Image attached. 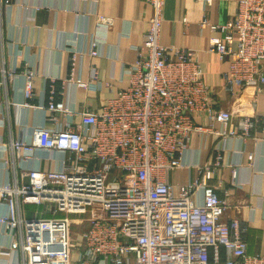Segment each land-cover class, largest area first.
Wrapping results in <instances>:
<instances>
[{
	"label": "built area",
	"instance_id": "2783aa9c",
	"mask_svg": "<svg viewBox=\"0 0 264 264\" xmlns=\"http://www.w3.org/2000/svg\"><path fill=\"white\" fill-rule=\"evenodd\" d=\"M142 1L152 14L127 69L128 86L98 111L81 112L79 123L67 119L73 112L55 99L51 86L46 108L55 125L36 128L30 143L10 142L17 153L34 147L66 153L61 170L30 169L23 184L0 185V198L8 204L0 232L13 237L9 249L20 250L19 264H264V255L247 250L246 222L223 218L228 190L220 195L210 183L222 166L219 147L210 160L194 165L192 181L168 180L170 171L183 166L193 133L248 138L260 118L243 114L229 125L237 109L218 106L200 50L160 42L165 0ZM97 21L112 24L110 16L98 15ZM205 24L214 32L206 50L228 61L220 75L224 90L234 103L257 95L264 84V0H238L224 23L204 16L199 25ZM84 53L99 54L95 40L87 50H70L71 79ZM22 71L24 94L31 98L36 73ZM236 177L233 171V185ZM20 204L44 205L48 215L35 210L25 217ZM75 220L87 227L75 231ZM4 253L9 251L0 247Z\"/></svg>",
	"mask_w": 264,
	"mask_h": 264
},
{
	"label": "crops",
	"instance_id": "0c3cea01",
	"mask_svg": "<svg viewBox=\"0 0 264 264\" xmlns=\"http://www.w3.org/2000/svg\"><path fill=\"white\" fill-rule=\"evenodd\" d=\"M237 3L164 2L160 42L200 50L204 78L215 90L218 106L237 109L229 125H236L243 114L260 118L248 138L193 133L182 155L183 166L170 171L168 180L174 185L192 181L194 165L210 160L219 147L222 166L210 183L218 187L220 195L228 190L223 218L238 217L246 222L248 252L264 255V84L257 95H242L234 103L220 76L228 68V61L206 50L214 32L209 24L199 25L204 16L209 22L224 23L236 12ZM151 14V6L142 0H0V185L23 184V174L30 169L64 168V151L34 147L17 153L10 149V142L22 139L30 143L36 128L55 125L46 108L51 86L55 99L63 100L73 112L66 116L73 123H79L81 112L98 111L107 98L126 88L127 69L135 60L136 47L142 42ZM98 15L110 16L112 24L98 22ZM91 40L97 43L99 54L77 56L71 79L70 50H87ZM24 67L36 73L31 98L24 94ZM75 79L86 85L79 86ZM62 121L60 118L59 124ZM233 171L237 173V185L232 184ZM197 200H201V193ZM44 207L20 204V212L25 217H32L35 210L41 211L39 215H48ZM7 208V202L0 198V214ZM86 227L84 221L82 229ZM12 238L0 232V247L9 251L0 254V264L21 262L20 250L9 249ZM103 263L99 260L96 264Z\"/></svg>",
	"mask_w": 264,
	"mask_h": 264
},
{
	"label": "rangeland",
	"instance_id": "374dc122",
	"mask_svg": "<svg viewBox=\"0 0 264 264\" xmlns=\"http://www.w3.org/2000/svg\"><path fill=\"white\" fill-rule=\"evenodd\" d=\"M96 209H97V211H100V205L99 204H96ZM74 222H75L74 224L76 227V228H74L75 231L80 230L82 225L84 224V222L82 220H75Z\"/></svg>",
	"mask_w": 264,
	"mask_h": 264
},
{
	"label": "trees",
	"instance_id": "16d2710c",
	"mask_svg": "<svg viewBox=\"0 0 264 264\" xmlns=\"http://www.w3.org/2000/svg\"><path fill=\"white\" fill-rule=\"evenodd\" d=\"M75 228V227H74Z\"/></svg>",
	"mask_w": 264,
	"mask_h": 264
}]
</instances>
